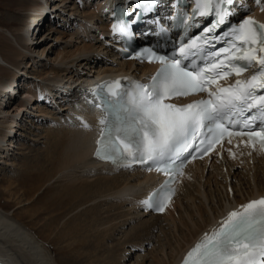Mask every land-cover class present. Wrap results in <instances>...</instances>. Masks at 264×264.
<instances>
[{"label":"bare ground","instance_id":"bare-ground-1","mask_svg":"<svg viewBox=\"0 0 264 264\" xmlns=\"http://www.w3.org/2000/svg\"><path fill=\"white\" fill-rule=\"evenodd\" d=\"M17 1L14 28L0 25V178H35L27 190L0 187L15 199L13 210L0 205V264H61L55 251L67 254L63 264H177L228 211L264 196V152L233 141L221 157L187 167L161 214L145 210L154 177L92 159L95 114L80 93L105 75L152 69L113 50L107 9L122 0ZM45 37L52 46L39 49ZM25 212L45 240L20 218Z\"/></svg>","mask_w":264,"mask_h":264},{"label":"snow or ice","instance_id":"snow-or-ice-1","mask_svg":"<svg viewBox=\"0 0 264 264\" xmlns=\"http://www.w3.org/2000/svg\"><path fill=\"white\" fill-rule=\"evenodd\" d=\"M157 2L139 0L137 7L147 13ZM254 3L264 11V0ZM235 8L234 0H194L191 15L181 20L185 35L170 52L153 47L134 52L137 59L158 64L147 81L123 77L88 89L102 110L94 155L118 167L141 165L167 177L141 201L146 209L164 211L174 192L171 185L197 153L207 155L225 140L232 145L234 138L264 151V22L251 15L234 22ZM126 14L121 9L111 26L121 38L132 36L134 21L119 18ZM197 18L209 22L187 35L198 26ZM159 31L162 37L167 33L163 26ZM229 76L233 81L222 83ZM197 94L189 102H175ZM78 119L82 128L91 127ZM227 151L235 157L231 147ZM182 264H264V196L228 211Z\"/></svg>","mask_w":264,"mask_h":264},{"label":"rangeland","instance_id":"rangeland-1","mask_svg":"<svg viewBox=\"0 0 264 264\" xmlns=\"http://www.w3.org/2000/svg\"><path fill=\"white\" fill-rule=\"evenodd\" d=\"M17 2H18L17 0H0V25H2L3 27L5 26V28H7V29H12L15 26V20L12 19V17H13V15H15V12L17 11V8H16ZM45 22H46V20H43V23H45ZM50 38L51 37H48V38L45 37V39L43 40V42L40 43L38 48L40 49L41 46H45L47 48H50L52 46V43H53L52 38L51 39ZM0 44H2L1 39H0ZM43 59H45V61H46V56H45V58L43 57ZM40 71L42 72V70H39V72ZM12 76H13V74H11L10 77H12ZM10 101H12V100H10ZM10 101H7V103H11ZM3 107H5V105ZM14 140H15V138H14ZM25 140H26V138L24 136H22L21 138L16 140L15 144L19 141H25ZM9 142H10V139L6 138L4 143L8 145ZM21 172L13 173L15 176L12 174L13 175L12 177L4 176L3 178H0V187L2 184H5V185L9 184L10 187L13 186L11 189L13 191V193H15V184L16 185L19 184L18 186L21 189L27 190L28 185L30 188L32 185L31 182L33 181V183H34L35 174H33L32 172H28V173L27 172L21 173ZM16 174H18V175H16ZM42 193H40L38 199L36 198L35 202L41 203L43 201V199L45 198V193H43V194ZM29 194L30 193H28L27 195H29ZM14 195L15 194H13V197H15ZM42 197H44V198H42ZM12 199H13L12 197L8 198L7 194H3L0 191V205L5 210H13L15 208V199L14 200H12ZM20 218L23 221H25L28 224V226H30L40 236V238L45 240L48 233H47V231H45V229H42V227H40L41 223L40 222L38 223V221H39L38 219L37 220H35V219L30 220L29 215L26 212L23 213ZM54 253H55V256H57V258L60 260L59 262L60 263L62 262L61 264H63L64 256H66L67 254L65 252L60 253L57 251H55ZM130 256L132 258V254ZM134 256L135 255H133V258H135Z\"/></svg>","mask_w":264,"mask_h":264}]
</instances>
